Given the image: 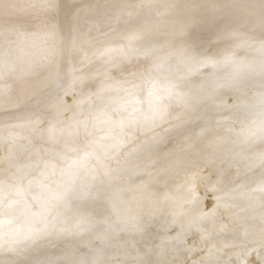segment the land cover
Wrapping results in <instances>:
<instances>
[{"label":"rangeland","instance_id":"rangeland-1","mask_svg":"<svg viewBox=\"0 0 264 264\" xmlns=\"http://www.w3.org/2000/svg\"><path fill=\"white\" fill-rule=\"evenodd\" d=\"M241 1L0 0V9L6 8L0 14V127L4 123L15 127L17 119L8 120L7 113L23 111L27 143L14 151L13 158L21 161L19 166L29 165L27 171L20 172L19 167L17 170L11 163L7 166L1 162L0 174L5 175L1 177L0 188L4 184L5 189L13 188L14 184L27 185L39 178L48 165L54 168L40 184L48 181L57 190L68 192L70 183L84 186L90 182L81 190L78 200L71 201L70 195L61 197L65 194L57 196L60 204L66 200L61 206L56 199L53 201L60 210L77 211L71 205L86 204L90 197L96 198L100 188L110 184L117 188H110L112 198L107 193V205L89 212L80 211L85 216L82 221L78 216L73 219L58 216L60 211L44 206L42 198L30 197L32 191L28 189L24 192L17 187L1 195L0 223L7 228L0 230V238L10 235L8 238L13 241L15 235L27 231L24 224L17 234L10 229L13 222L18 224L27 219L24 214L8 210L21 209L22 203L28 205L26 213L36 214L31 230L45 229L36 241H23L22 250L36 248L46 252L15 257L12 264H64L65 261L66 264H264V180L260 177L256 181L264 173V129L251 127L252 134L243 139L239 123L243 112L232 110L233 99L221 93L229 87L240 98L248 83L246 76L234 77L236 69L230 66L234 72L225 81L213 85L214 91L219 90L213 99L215 105L211 104L212 109L217 106L215 112L208 108L203 114H195L197 105L204 103L201 99L207 97L206 92L202 97L200 90L195 94L191 111L187 103L174 96L177 89L187 90L207 79L206 70L188 76L178 70L175 76L183 79L167 89L153 70L168 59L178 61L187 55L191 65L200 62L213 67L209 73L218 74L242 53L249 59L255 58L257 53L248 54L237 45L223 44L217 36L208 41L192 36L195 29L207 30L217 20L245 10ZM257 3L258 0H249L248 5L252 8ZM21 18L28 19L22 23ZM153 33L159 34L153 38ZM184 34L187 38H182ZM11 42L14 44L8 49ZM23 43L31 46V55L22 53L27 48ZM251 66L247 64L245 68ZM250 75H254L256 82L252 83L257 87L262 84L264 74L256 70ZM104 76H108L112 85L109 81L101 82ZM102 85L104 90L117 87L116 98L123 102L110 104L101 99L103 105L86 110L83 116L80 113L82 117L78 121V116L75 122L65 121V112L61 111L58 120L64 122L63 133L56 139L47 137L44 132L55 108L52 105L72 94L79 98L77 104L81 103L95 87L98 90ZM256 88L252 90L253 96ZM173 90L176 94L167 96ZM156 94L159 100L152 101L148 107L149 97ZM154 104L155 116L153 112L147 122L142 120L147 115L141 116V111L146 106L148 111L152 108L154 111ZM255 112L264 117V108ZM201 115V118L205 116L203 121ZM122 120H125L123 124ZM191 123L199 124H192L195 126L190 129L191 134L187 132L190 137L185 140L186 132L181 127ZM17 128L21 129V125ZM224 138L229 147H224ZM95 140H107L114 146L108 151L105 141ZM27 156L34 157L36 167ZM249 172L253 175L245 179ZM60 174L64 176L62 180ZM224 174L228 184L222 187L218 182ZM137 192L143 194L138 205L133 200ZM99 209L106 213L103 215ZM6 216H14L15 220ZM58 223H62L59 234L53 228Z\"/></svg>","mask_w":264,"mask_h":264},{"label":"bare ground","instance_id":"bare-ground-1","mask_svg":"<svg viewBox=\"0 0 264 264\" xmlns=\"http://www.w3.org/2000/svg\"><path fill=\"white\" fill-rule=\"evenodd\" d=\"M231 3H234L235 0H229ZM219 2V1H218ZM217 2L215 1V4ZM241 3L243 4L242 7L245 8V10H240V11H236V13L234 12L233 14L231 15H228L226 17H223L222 20H217V22L215 24H213L211 27H209V29H195V31L192 33L193 37H196V38H200V37H203L205 41H208L211 37H215L217 36V38H219L220 42L221 43H229V44H233V45H237L238 47H240L242 49V51H245V53H248L249 51H252V52H255L257 53L255 58L253 59H249L248 58V55L247 54H244L242 53L241 55L237 56V57H234V59H232V61H229L230 64L228 65V67L223 70L221 73H218V74H215V73H209L208 71H213V67H207L206 65H203L201 64L200 62H197L198 64H195L193 63V65H191L189 62H188V59L187 58L188 56L185 55V57L182 59V60H173L172 58L171 59H168L166 60V62H164L162 65H159L157 66V68L153 69L155 73L159 74V77H158V80L159 82H161L162 86L165 87V89H167V87H170L171 85H173L175 82L183 79L182 77L180 76H175L176 72H178V70H181L183 71V73L188 76L190 73H196L200 70H206L207 74L209 77H207V79H202V81H199L198 83L192 85L189 89V91H187L186 89H177L178 93L176 94V91H171V92H167L168 95L167 96H174V98H176V96H179L181 100H183L184 102L183 103H187L186 106H187V109L189 111H191L192 109V104L195 102H192L193 101V97L195 96V94L200 90V94L201 97H202V94L206 92L207 97L206 98H202L201 99V102L203 101L204 103L199 106L197 105V108H195V111L196 113L195 114H198V113H202V112H205L206 109L210 108L212 109V106L211 104L213 103V99L218 95V91H214L215 89L213 88V85H217V83H221L222 81H225L228 76H230V74H232L234 72V69L233 67H235L236 71H235V75L234 77L236 76H243L245 75L246 76V80L248 81L247 83V88L245 87V90L242 91V93L240 92L239 95H241L240 98H236V93H233V91L231 89H226V90H223L221 93H223L225 95L226 98H232L233 99V106H232V110L233 108L234 109H238L240 111L243 112V115H242V118L239 119V123H240V126L242 128L241 129V134H242V137L243 139L245 138H248L250 137V135L252 134V132L250 131L251 130V127H255L257 129L260 128L261 131H263V126H264V117H261L259 115L258 112H255V110H257L258 108H264V90H261L262 87H264V79L262 80V84L261 85H258V87L255 85V83H252V82H256V79H254V75H250L252 74V72H255L257 70V73L258 74H261L263 75L264 74V0H258V3L256 6L254 7H249L248 3H249V0H242ZM13 5V4H12ZM24 5V4H23ZM22 5V7H23ZM20 6V5H19ZM219 7V6H217ZM3 10H6L5 9H0V14L4 13ZM234 10V9H232ZM10 10L7 11V13L9 12ZM231 11V10H230ZM218 12V11H217ZM224 14V13H223ZM19 15V14H18ZM25 19H28V18H25ZM25 19L21 18V22L24 21ZM18 20V19H17ZM31 24V21H26L27 24ZM24 23V22H22ZM19 25V23H18ZM20 25H24V24H21ZM6 28V27H4ZM147 29V28H146ZM8 31V29H6ZM10 31V30H9ZM159 33H153L152 36L153 38ZM14 37V36H13ZM192 37V38H193ZM12 38V37H11ZM182 38H187V36L184 34ZM10 39V38H9ZM8 39V40H9ZM13 41V40H12ZM154 41V39H153ZM206 43V42H205ZM14 44V42L12 43H9V47L8 49H10L12 47V45ZM23 46L27 47L25 50H23L22 53H24L25 55H31V46L26 44V43H23L22 44ZM7 47V46H6ZM251 52V55H253V53ZM23 54V55H24ZM250 54V53H248ZM24 55V56H25ZM233 58V57H232ZM108 59V58H107ZM110 61V60H109ZM106 62V61H105ZM108 62V61H107ZM113 64V62H112ZM247 64H250L252 65L250 68L246 67L245 66ZM181 65V66H180ZM105 66V64H104ZM113 66V65H112ZM210 66V65H209ZM230 66H233L230 68ZM237 66V67H236ZM105 68V67H104ZM103 68V69H104ZM233 69V70H232ZM100 70V69H99ZM98 71V73H100ZM101 70H102V67H101ZM104 72V71H102ZM95 73V72H94ZM105 73V72H104ZM103 74V73H102ZM106 74V73H105ZM96 77V76H95ZM107 77V78H105ZM110 77V76H109ZM233 77V76H232ZM263 78V77H262ZM259 79V78H258ZM113 80V79H112ZM177 80V81H176ZM106 81H109V78L108 76H104V78H102L101 82H105ZM119 81L118 80V84H119ZM110 82V81H109ZM99 83V82H98ZM97 83V84H98ZM101 83V84H102ZM108 83V82H107ZM117 84V81L115 82ZM121 83V82H120ZM111 84V82H110ZM100 85V83H99ZM105 86V84H103ZM103 85L100 87L101 89H98L96 90L97 88L95 87V90L90 93L89 95L85 96L86 98L83 99V101L81 103H78L77 104V100L79 99L78 97L74 96L72 93V95L70 96V98H67L65 100H62V101H58L56 103V105H52V106H55L54 110L52 111L53 113L50 114V120L47 124L48 126V130H46V133L48 136V138H52V139H56V138H59L61 133H63V130L65 129V125H64V122L63 121H60L58 120V116L60 115L61 111L65 112V115H66V120L65 121H72V122H75L78 118V116L80 115V113H82L81 115L83 116V112H85L86 110H89V109H92L94 108L95 106H100L101 103V99H106L105 102H109L110 104H112L114 101L115 102H120L122 103L123 100H118V98H116V92H117V87L116 89L115 88H110V89H105L102 88ZM108 85V84H107ZM106 85V86H107ZM112 85V84H111ZM99 87V86H97ZM122 87V85H121ZM120 87V84H119V88ZM257 87V88H256ZM118 88V89H119ZM253 88H256V93L255 95L253 96L252 95V90ZM174 89V88H173ZM190 90H193V91H190ZM221 91V90H220ZM61 92V91H60ZM220 93V94H221ZM60 94V93H58ZM244 95H246L244 97ZM74 96V97H72ZM118 96V95H117ZM242 96L244 97L242 99ZM66 97V96H65ZM128 97V96H126ZM200 97V98H201ZM223 97V96H222ZM75 98V99H73ZM78 98V99H77ZM224 98V97H223ZM220 99V98H219ZM225 99V98H224ZM159 100V96L156 94L154 96H151L149 97L148 101H147V106L149 104L152 105V101H154V103ZM111 101V102H110ZM199 101V100H198ZM222 101V100H221ZM114 102V103H115ZM197 102V101H196ZM3 103V102H2ZM109 103H107L108 105H110ZM223 103V101H222ZM116 104V103H115ZM38 105L41 106V103H38ZM103 105V104H102ZM155 105L154 104V111H153V108L151 110H147L148 107L150 106H146L144 112L143 110L141 111L140 115L141 116H145L147 115V117H145L144 119L142 118V120L146 121L147 122V118L150 117L151 114H153L154 112V116L157 112V108H155ZM212 105H215L212 104ZM218 105V104H216ZM199 106V107H198ZM211 106V107H210ZM221 106V105H220ZM157 107V106H156ZM196 107V106H195ZM217 107V106H216ZM215 107V109H216ZM99 108V107H97ZM151 108V107H150ZM30 110H32V108L30 107L29 108ZM215 109L213 107L212 109V112L214 111L215 112ZM220 109V108H219ZM222 109V108H221ZM45 112H46V109H44ZM194 110V109H193ZM218 110V109H217ZM216 110V111H217ZM223 110V109H222ZM227 110L229 111V113H231V111L229 110V105L227 106ZM27 111V110H26ZM210 112V111H209ZM22 112L20 111H12V112H8V116L10 117L8 120L12 121L14 118L15 120L17 119L18 123H17V127L21 125V129L17 128L16 129V126H11V127H7L9 125V123H4L3 124V127L1 128L0 130V163L2 162H6L7 163H11L12 165H14V167L17 169L20 170V172H25L29 169V165L27 164H22L21 166H19V162L21 163V161L14 159L13 156H14V151L15 150H19V148L21 146H23L24 144L27 143V138L24 137V131L23 129L27 128L26 125V122L22 116ZM194 113V111L192 112ZM208 113V112H207ZM254 113V114H253ZM47 114V113H46ZM143 114V115H142ZM203 114V113H202ZM215 114V113H214ZM224 114V113H223ZM226 114V112H225ZM82 116H79L78 118V121L79 119L82 117ZM214 116V115H212ZM44 117V115H43ZM49 117V116H48ZM198 117V115H197ZM200 118L202 117L199 116ZM205 116H203L204 118ZM207 117V116H206ZM141 118V117H140ZM153 118V117H152ZM203 118L202 121H203ZM219 118V117H218ZM199 119V118H198ZM197 119V120H198ZM205 119V118H204ZM196 120V121H197ZM143 121V122H144ZM153 121V120H152ZM200 121V119H199ZM201 121V122H202ZM206 121V120H205ZM204 121V122H205ZM47 122V120H46ZM125 122V120H122L121 123L123 124ZM186 122V121H185ZM128 124L130 123V121L127 122ZM180 123V122H179ZM184 123V122H183ZM187 123H189L187 121ZM133 124V123H132ZM192 124H199V123H191L189 125H185L183 127H181V130L184 132H186V136H184L183 134V139L187 140L189 139V134H191L192 130L190 129H193L192 127H194L195 125H192ZM146 125V124H145ZM179 126V125H178ZM26 131V129H25ZM42 131V130H41ZM180 132V130H178ZM196 131V130H195ZM60 132V133H59ZM187 132L189 134H187ZM198 132V131H197ZM33 133H36L33 132ZM32 133V134H33ZM38 133V132H37ZM160 133V132H159ZM195 133V132H194ZM31 134V133H29ZM60 134V135H59ZM177 134H179L177 132ZM36 135V134H35ZM148 135V134H147ZM182 135V134H181ZM181 135H179V138L182 137ZM199 135V134H198ZM59 136V137H58ZM138 136V135H137ZM177 137V135H176ZM194 137V136H193ZM139 138V137H138ZM178 138V140H179ZM192 138V137H191ZM182 139V138H181ZM98 140V139H97ZM97 140H95L96 142H98ZM100 140V139H99ZM52 141V140H51ZM105 141V142H103ZM103 141H99V142H103L104 146L107 147V150L110 151V148L114 145H110L108 143L107 140H103ZM177 140L174 141V143L176 142ZM226 138L223 139V142H224V147H229L227 145V142H226ZM50 142V141H49ZM53 142V141H52ZM98 142V143H99ZM171 142V141H170ZM182 142V141H181ZM163 143H165L163 141ZM168 143V142H167ZM191 143V142H189ZM201 143V142H200ZM134 143H132L133 145ZM162 144V141L157 145V148L158 146ZM180 144V143H179ZM233 144V143H232ZM183 145V144H182ZM187 145V144H186ZM191 145V144H189ZM111 146V147H110ZM170 147V146H169ZM185 147V146H184ZM43 148V146L41 147ZM168 149V147H165ZM183 148V146H182ZM188 148V147H187ZM39 149V148H38ZM164 149V147H163ZM166 149V150H167ZM176 149V148H175ZM55 150V149H54ZM115 150V149H114ZM149 151V149H147ZM21 151V149H20ZM35 151V150H34ZM45 151V150H44ZM179 151V150H178ZM177 151V152H178ZM26 152V151H25ZM39 153V151H37ZM35 152V153H37ZM106 152V150H105ZM34 153V152H33ZM34 153V154H35ZM38 153L36 155H38ZM110 152H108L109 154ZM32 154V153H30ZM29 154V155H30ZM47 154V153H46ZM139 154V153H137ZM24 155V154H23ZM53 155V154H52ZM156 155V154H155ZM181 155V154H180ZM25 156V155H24ZM23 156V157H24ZM132 156V155H131ZM134 156V155H133ZM147 156V154H146ZM204 156V155H203ZM21 157V156H20ZM22 157V158H23ZM28 157V156H27ZM31 157V156H30ZM26 158L27 160H29V158ZM50 157V156H49ZM119 157V156H118ZM24 158V159H25ZM32 158V157H31ZM37 158V157H36ZM131 158V157H130ZM40 159V157H39ZM132 159V158H131ZM200 159V158H198ZM141 160V159H140ZM149 160V159H148ZM33 161V162H31ZM31 164L35 165V159L34 157L31 159ZM37 161V160H36ZM42 161V160H41ZM23 162V161H22ZM25 162V160H24ZM28 162V163H30ZM1 163V164H2ZM3 163V164H4ZM132 163V162H131ZM239 162H237L236 164H239ZM5 164V165H6ZM38 164V162H37ZM128 164V163H127ZM160 164V163H159ZM157 164V165H159ZM51 165V164H50ZM8 166V164H7ZM5 167V166H4ZM36 167V165H35ZM1 168H3L1 166ZM13 167H11L12 169ZM52 168V165L47 167V170H44L42 175L39 177V178H36L32 181H30L27 185H23V186H14L13 185V188L10 187H6L7 189H5L4 185L3 187L0 188V196L5 194L6 192L8 191H11L12 189L14 188H21L22 191L24 192H27V189L28 191L31 190L32 191V195H30V197H36V199H44V203L43 205L46 206L47 208H50L51 207H54L55 209H57V215L58 216H67L68 218L67 219H73L71 217H76L78 216V219L81 218L80 221H82L85 216L82 214H79L80 211L81 212H89L90 210L92 209H97L101 206H104V205H107L108 204V194H110L109 196V199L112 198L113 195H111L112 193H110L109 190L111 189H117L115 185H109V186H106V188H100L98 191H97V196L95 199H98V197H102L104 199L100 200L101 197L99 198V200H96V203H94L93 205L91 204V201L93 202V198L90 197L89 201L86 203V204H81V202H77V204H73L71 205L73 209H76L77 211H70L69 209H66V210H60V206L62 205V203L66 202V200H64L61 204H60V201L57 199V196H60L62 194H65V195H62L61 197H66L68 195H70L71 197V201L72 200H78L79 196L82 195L81 194V190L83 188H85V186L90 183L88 182L86 185L82 186L81 184L79 185H76L74 186L73 184H69V185H72V186H69V189H68V192H66L65 190L64 191H59L56 189V187H54L52 185V183H48V181H46L45 184L41 183L40 184V180H44L45 178H47L46 176ZM133 168V167H132ZM8 169V167H7ZM17 169V170H18ZM117 169V168H116ZM13 170V169H12ZM11 170V171H12ZM108 170V169H107ZM119 170V168H118ZM129 169H127L128 171ZM0 171H3V169ZM5 171V170H4ZM10 171V172H11ZM110 171V170H109ZM126 171V168H124V172ZM7 172V171H5ZM94 172V171H93ZM215 172V171H214ZM3 175L0 174V178L3 176L4 177V172H1ZM100 173V172H98ZM97 173V174H98ZM115 173V172H114ZM15 174V172L13 173ZM25 175V174H24ZM116 176V174H114ZM247 175V178L245 179H248L250 178L253 174H250L249 173H246ZM62 176V174H60V177ZM68 176V175H67ZM71 176V175H70ZM64 177V176H63ZM63 177H61L60 179L62 180ZM90 177V176H89ZM114 177V176H113ZM134 177V176H133ZM133 177L131 179H133ZM196 177V176H195ZM260 177L263 178L264 180V173L262 171V173L259 174V176L256 178V181H259L260 180ZM87 178V177H86ZM106 178V177H105ZM255 178V177H254ZM31 179V178H30ZM244 179V178H243ZM2 180V178L0 179ZM105 180V179H104ZM143 180V179H142ZM59 181V180H58ZM227 178L224 175H220V178H219V182L218 184H220L222 187L224 185H227ZM245 181V180H243ZM240 182V181H239ZM20 183V182H19ZM186 183V182H185ZM184 183V184H185ZM134 184V183H133ZM145 184V183H144ZM183 184V183H182ZM248 184V183H247ZM21 185V184H20ZM132 185V184H131ZM142 185V184H141ZM167 185V184H166ZM6 186V185H5ZM53 186V187H52ZM148 186V185H147ZM164 187V186H163ZM111 188V189H110ZM180 188V187H179ZM121 188H119L120 190ZM178 189V188H177ZM248 189V188H247ZM138 190V189H137ZM167 192V191H166ZM165 192V193H166ZM34 193V194H33ZM131 193V192H130ZM156 193V192H155ZM126 194V193H124ZM129 194V193H128ZM36 195V196H35ZM100 195V196H99ZM154 195V194H153ZM165 195V194H163ZM161 195V196H163ZM169 195V194H168ZM167 195V196H168ZM29 196V195H28ZM26 196V197H28ZM91 196V195H90ZM142 192L140 194V192H137L136 195L134 196L133 200H134V203L135 204H139L141 199H142ZM159 195H157L156 197H158ZM2 197V196H1ZM133 197V196H132ZM153 197V196H152ZM155 197V196H154ZM89 198V197H88ZM56 199V201H58V204L60 205H57L55 202H53L54 200ZM171 199V198H170ZM164 200V199H163ZM173 201V200H172ZM177 203V202H176ZM103 204V205H101ZM180 204V203H179ZM184 204V202H183ZM40 205H42V203H40ZM27 203H22V206H21V209H18V210H13V209H8L10 211L13 212V214H24V217L26 216L27 219H25V222L23 221V219L21 221H19V223H15L13 222L12 224V228H10L11 230H15L16 231V234L20 232V227L23 226V224L27 227V231L26 232H23L22 234H17L15 235L13 241H11V239H9L8 237L10 235H8L7 237L3 238L1 237L0 238V264H12V260L13 258L15 259V257H25L26 255H31V254H38V255H41V253H44L46 252V250L44 251H38V249L34 248V249H29L28 251L26 250H22L23 248V241L25 240H28V241H36L38 238H40L42 235V232L43 230H45L44 228H40V229H37L36 231H32L31 230V224L33 223L34 221V216L36 214H34L35 211H33L32 214L34 215H29V213H26L25 210H27ZM130 206L133 207V205L131 204V201H130ZM108 206H106L107 208ZM136 207V206H135ZM164 207V206H163ZM173 207V206H172ZM71 209V208H70ZM184 209V207H183ZM183 209L181 211H183ZM98 210V209H97ZM100 212L102 209H99ZM180 210V208H179ZM96 211V210H95ZM171 211V209H170ZM103 215L106 213L105 210L103 211ZM101 212V213H102ZM105 212V213H104ZM109 212V211H107ZM178 212V211H177ZM99 213V211H98ZM27 214V215H26ZM90 214V213H89ZM95 214V212H94ZM109 214V213H107ZM92 215V214H91ZM102 215V216H103ZM101 216V218H103ZM93 217V216H92ZM96 217V216H95ZM105 218L107 217L104 216ZM110 217V216H109ZM132 217H134V212L132 213ZM6 218H9V219H13L15 220L14 216H6ZM5 218V219H6ZM112 218V217H111ZM66 219V220H67ZM108 219V218H107ZM110 219V218H109ZM114 220V219H113ZM68 221V220H67ZM71 221V220H70ZM79 221V220H78ZM3 222V221H2ZM24 222V223H23ZM69 222V221H68ZM67 222V224H68ZM76 222V220H75ZM73 222V223H75ZM114 222V221H113ZM64 223V222H62ZM62 223H58L57 226H54L53 228H57V232H59V227ZM72 223V221H71ZM1 224V223H0ZM77 224V222H76ZM119 224V223H118ZM67 226V225H66ZM65 226V227H66ZM118 226V225H117ZM203 227H204V224H203ZM5 228H7V225H3L1 224L0 225V230H4ZM72 228V227H71ZM122 228V227H121ZM69 229V228H68ZM8 230V229H7ZM125 230V229H124ZM32 231V232H31ZM59 234V233H58ZM99 234V233H98ZM200 234H203L202 232L199 233ZM237 234V233H236ZM34 236L35 238H30L31 236ZM239 236V235H238ZM13 237V236H12ZM53 239V238H52ZM72 239V238H71ZM12 242V244H11ZM68 242V241H67ZM245 243V242H243ZM69 244V243H68ZM75 244V243H74ZM81 248V247H80ZM145 249V248H144ZM49 251V249H47ZM85 250V249H84ZM203 251V250H202ZM8 253V254H7ZM263 254V252H262ZM264 255V254H263ZM198 257V256H197ZM263 257V256H262ZM61 258V257H60ZM217 258V257H216ZM219 258V257H218ZM264 258V257H263ZM57 259V258H56ZM262 259V258H261ZM212 260V259H211ZM56 261V260H55ZM64 261V260H62ZM111 261V260H110ZM117 261V260H116ZM209 261V260H208ZM263 261V260H262ZM54 262V261H53ZM60 262V261H59ZM66 262V261H65ZM64 262V264H66ZM87 262V261H86ZM95 262V261H94ZM93 262V263H94ZM200 262V261H199ZM212 262H214L212 260ZM58 263V262H57ZM107 263V262H105ZM210 264V263H209ZM228 264V263H227ZM253 264V263H252Z\"/></svg>","mask_w":264,"mask_h":264}]
</instances>
